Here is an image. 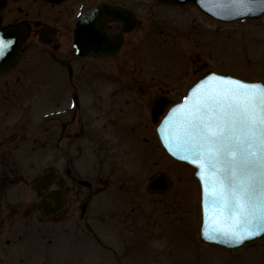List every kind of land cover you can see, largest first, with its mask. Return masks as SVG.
I'll return each mask as SVG.
<instances>
[{"label":"rangeland","instance_id":"1","mask_svg":"<svg viewBox=\"0 0 264 264\" xmlns=\"http://www.w3.org/2000/svg\"><path fill=\"white\" fill-rule=\"evenodd\" d=\"M97 1L0 0L1 26L22 20L32 31L0 72V185L10 168L31 176L52 163L71 188L60 219L40 218L36 209L26 217L37 198L22 185L0 191L7 207L0 264H264V239L234 251L198 241V183L163 151L150 120L156 99L165 98L166 108L209 70L264 82V15L219 22L193 5L108 0L133 9L139 24L113 58L69 54L63 60L78 72L70 79L38 41L34 22L56 26L64 51L80 11ZM99 67L106 71L95 75ZM76 93L78 111L69 99ZM25 121L38 124L28 136L19 129ZM62 123L67 140H58ZM156 171L173 181L167 194L144 189ZM9 206L20 210L8 217Z\"/></svg>","mask_w":264,"mask_h":264},{"label":"snow or ice","instance_id":"2","mask_svg":"<svg viewBox=\"0 0 264 264\" xmlns=\"http://www.w3.org/2000/svg\"><path fill=\"white\" fill-rule=\"evenodd\" d=\"M231 2L249 8L252 0ZM94 37L104 39L102 21ZM12 43L0 37V56ZM162 131L168 151L199 169L208 239L241 243L264 232V86L212 74Z\"/></svg>","mask_w":264,"mask_h":264},{"label":"water","instance_id":"3","mask_svg":"<svg viewBox=\"0 0 264 264\" xmlns=\"http://www.w3.org/2000/svg\"><path fill=\"white\" fill-rule=\"evenodd\" d=\"M165 3H177V4H186L193 3L195 4L201 11L206 14L212 16L215 19L221 21H231L238 18H259L264 13V0H252V3L249 5V8H240L234 6L231 0H159ZM107 15V18L106 16ZM109 20H123L125 25H127L126 30L131 29L136 23V19L134 15L128 10L116 7L109 6L107 4L101 3L96 8L89 10L86 12L77 22L75 28V42L74 48L79 54H93V55H101V54H111L114 53L118 47L119 39H117L116 43L111 44V37L106 33L105 27L103 25V36L104 39H96L94 37V33L98 28V22L102 21L103 23ZM43 30L40 32V40L44 42H49V39L53 37L54 31L49 29L48 27L42 28ZM26 30L22 26H7L5 28H0V37H3L5 40H12L13 43L6 50L3 56H0V71L4 70L8 66H10L19 54V50L22 45V38L25 36ZM50 35V36H49ZM212 74H218L225 77H231L235 79H239L248 83H255L264 86V84L260 81H247L241 79L239 77L219 74L215 72H209L200 78L193 86H191L187 92V96L191 95L192 89L197 86L199 83L208 79ZM185 99V98H184ZM183 100L173 104L168 108L164 116L161 118L160 122L156 127V133L160 143L162 144L165 151L174 159L187 163L191 165L195 169V176L197 177L200 189H201V224L198 232V239L200 242L216 245L222 247L227 250L237 249L243 247L245 245L257 242L259 240L264 239V232H260L259 235L250 237L245 239L241 243H233L228 240L226 237H220L216 240H210L204 234L205 227V217L203 213V195H202V182L199 178V169L197 166L191 164L189 161H185L181 159L179 156H174L170 153L167 147L164 144V136L166 134L164 129V121L171 114V110L179 106L183 103ZM163 101L158 100L156 104L152 107V120H157L158 114L162 112L163 109ZM172 187V182L169 177L163 173L158 172L154 174L146 184V190L150 193H167ZM66 202L65 193L61 189H57L48 193L43 199L44 212L47 214L54 213L59 210Z\"/></svg>","mask_w":264,"mask_h":264},{"label":"flooded vegetation","instance_id":"4","mask_svg":"<svg viewBox=\"0 0 264 264\" xmlns=\"http://www.w3.org/2000/svg\"><path fill=\"white\" fill-rule=\"evenodd\" d=\"M106 2H108L110 4L113 3V2L108 1V0H106ZM86 10L87 9H84L83 11H80V14L77 16V18L81 15V13H83ZM49 23H51V22H49ZM107 30L109 32H111V33H115V32L121 31V23H118V22H110L108 24ZM123 40H124V36H123ZM55 45H56L55 48H57L58 47L57 42L55 43ZM77 121L79 122L80 121V118H78ZM48 122L49 121L46 120L43 123V125H46V127L42 129L44 132L47 129ZM37 125L38 124H36V123H31V121L30 122H27V121L20 122V128L19 129L21 131H23V134H25V135L28 136L29 131L30 130L32 131L34 129L33 126H36L37 127ZM61 125H62V128L60 129V131L58 133V140H60V139L67 140L69 138L70 133L69 132L64 133L65 123H62ZM54 147L58 149L59 148V143H57ZM28 166H31V165L25 164V167L27 169H29ZM52 169H53L52 168V163H49V165L43 167V169L41 171L35 173L34 175L29 176V175H25L23 172H20L19 169L12 170L10 168L9 170H11V171H8L7 174L10 173V174H13V175H11V176L10 175H7V174L4 175V178H3L4 181L2 180V186L0 185V191L2 189H4L5 187H7L6 185L7 184H10V183H16V185L17 184L18 185H22V187L25 190L28 189V190L32 191V193H34V196L37 198V201L35 202V204H34L35 206L33 208L27 207L24 210L23 214L26 217H28L29 216V211L30 212H35V209H36L39 212H35V213L38 216H40V218L46 219V218H48V216H45L44 215L43 209L41 207V204H42V200L41 199H42V197L49 190H52V189H55V188H62L63 190L66 191L67 196L69 195V193L71 191L69 182L66 181V178H62L60 175H57L55 177V179L52 180L51 182H48L47 181V178L49 177V171H51ZM46 173H48V174H46ZM45 175H46L45 180H43V177ZM66 176H67V179L70 181L68 175H66ZM78 181H79V179H78ZM73 182H75V181L73 180ZM89 187H91V185ZM0 195L3 196V193L0 192ZM9 207H10V209H8V212H7L8 213V217L15 215L18 212V210H20V208H17L15 206H13V207L12 206H9ZM6 209H7V207H5V206H3L1 204V197H0V242H3V238H4L3 237V231L6 229L5 228V225H4V219H3V217H5V215H7V214H3V212H5ZM61 212L57 213V215L60 214ZM5 241L7 243H9V239L8 238H5Z\"/></svg>","mask_w":264,"mask_h":264}]
</instances>
